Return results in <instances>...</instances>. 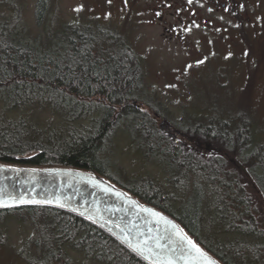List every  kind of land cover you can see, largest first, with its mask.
Returning <instances> with one entry per match:
<instances>
[{
    "label": "trees",
    "instance_id": "obj_1",
    "mask_svg": "<svg viewBox=\"0 0 264 264\" xmlns=\"http://www.w3.org/2000/svg\"><path fill=\"white\" fill-rule=\"evenodd\" d=\"M48 5L49 0L37 1L39 24ZM9 26L10 22L0 19L1 99L9 109L48 106L70 123L41 127L24 117L17 121L2 118L0 164L91 172L123 185L140 202L175 219L221 264H264V142L256 139L251 114L218 113L214 128L209 118L207 123L186 126L187 146L176 145L155 129L149 113L133 105L141 98L136 85L142 66L135 53L132 64L128 57L125 60L123 46L116 58L106 38L73 36L69 46L65 37L67 33H110L109 29L65 25L63 37L52 50L49 43L41 47L39 39L28 44L20 32L11 31L13 35L9 32L6 37ZM95 42L104 43L102 50L92 46ZM234 116L236 123L230 120ZM87 119L89 125L74 124ZM121 126L137 132L133 137L141 149L153 155L167 173L170 191L146 180L121 184L108 173L105 152ZM14 212H24L40 222L41 232L50 238L51 254L46 261H59L54 248L62 242L99 264H147L83 218L32 205L0 210V219ZM53 231L58 233L56 237ZM44 247L48 249L46 244Z\"/></svg>",
    "mask_w": 264,
    "mask_h": 264
},
{
    "label": "rangeland",
    "instance_id": "obj_2",
    "mask_svg": "<svg viewBox=\"0 0 264 264\" xmlns=\"http://www.w3.org/2000/svg\"><path fill=\"white\" fill-rule=\"evenodd\" d=\"M0 1V19L10 22L8 32L4 28L5 36L9 32L13 35L11 31L20 32L28 44L39 39L41 47H47L49 43L50 49L55 48L57 41L64 35L62 31L65 25L94 22L91 17L92 5L86 0H49L48 12L40 24L36 19L38 0ZM123 12L121 5L114 4L112 20L106 29L127 33L142 66L141 80L138 85L134 83L141 90V98L133 105L150 114L159 133L176 145L187 146L189 132L186 126L207 123L212 109L217 108L221 113L235 110L238 113L242 110L251 114L258 133L256 139L264 142V69L260 90L250 94L249 88L239 83L242 72L246 73L249 82L252 72L250 62L242 64L231 61L217 69L216 62L222 57L217 56L214 62L213 54L216 51L210 54L211 49L203 41L205 31L193 23L184 25V30L177 29L181 37L166 41L162 38L166 32L163 25H137L131 28L127 22L122 23ZM23 117L41 127H60L70 123L48 106L37 104L9 109L0 97V120L6 118L17 121ZM89 123L90 119L74 122L75 125ZM133 135H137V132L129 131L124 126L115 131L105 152L110 162L107 164L108 173L121 184L129 186L133 182L146 180L170 191L167 173L153 155L148 156L141 149V144ZM239 163L243 166L241 161ZM114 185L129 193L123 185ZM43 213L46 218L45 211ZM40 226L39 221L24 212L3 215L0 219V264H99L62 242L54 248V256L60 262L46 261L47 255L51 254L50 238L43 235ZM51 233L53 237L58 234L55 231ZM36 242H40L41 246L38 247Z\"/></svg>",
    "mask_w": 264,
    "mask_h": 264
},
{
    "label": "water",
    "instance_id": "obj_3",
    "mask_svg": "<svg viewBox=\"0 0 264 264\" xmlns=\"http://www.w3.org/2000/svg\"><path fill=\"white\" fill-rule=\"evenodd\" d=\"M32 205L56 208L91 222L147 264H207L181 235L214 264H221L175 219L101 176L74 168L0 164V210ZM142 209L159 213L170 223ZM137 246L143 251L134 250Z\"/></svg>",
    "mask_w": 264,
    "mask_h": 264
},
{
    "label": "flooded vegetation",
    "instance_id": "obj_4",
    "mask_svg": "<svg viewBox=\"0 0 264 264\" xmlns=\"http://www.w3.org/2000/svg\"><path fill=\"white\" fill-rule=\"evenodd\" d=\"M92 5V24H85L91 28L106 29L112 20L111 12L114 4H119L124 9L122 23L135 28L137 25H163L166 32L162 38L166 41L181 37L178 30H184V25L193 23L199 29L205 31L203 41H206L213 54L214 62L217 56L222 57L216 62L217 69L222 68L231 61H239L242 64L250 62L252 72L248 82V76L242 72L239 83L248 87L250 94L257 92L262 82L264 69V0H86ZM108 20L107 22H105ZM172 23H170V21ZM105 22V23H104ZM120 23V24H122ZM119 24V25H120ZM79 36L85 40L92 38H106L107 46L113 47V53L118 58L120 46L125 60L131 59L134 64L135 49L127 33H67L65 37L71 45L72 37ZM104 43H92V46L100 47ZM70 50V48H69ZM101 52V51H100ZM96 53H99L98 49ZM143 77L145 75L143 73ZM262 88V87H261ZM264 90V89H263ZM237 111V110H235ZM242 111V110H241ZM212 109L209 120L211 126H216L218 113ZM220 117V116H219ZM224 120V117H222ZM219 120V119H218ZM230 120L237 122L236 117Z\"/></svg>",
    "mask_w": 264,
    "mask_h": 264
},
{
    "label": "snow or ice",
    "instance_id": "obj_5",
    "mask_svg": "<svg viewBox=\"0 0 264 264\" xmlns=\"http://www.w3.org/2000/svg\"><path fill=\"white\" fill-rule=\"evenodd\" d=\"M61 206H63V205H61ZM142 211H148V212L151 213V215H153V216H158L161 220H164L166 223H170V222L167 221L164 217L160 216L159 213L152 212L150 209H142ZM172 227H173L174 229L176 228L175 225H172ZM122 231H123V230H122ZM180 239H181V240H186L187 243H188V245H190L191 248L195 250V252L199 255V257H202V258H204V259L207 261V264H214V262L211 261V260H209V259L207 258V256H206V254L203 253V252L201 251V249H200L195 243H193L191 240H188L186 236L181 235V236H180ZM158 246H159V245H158ZM134 250H136V251H138V252H142V251H143V249H141L139 246H137ZM169 264H170V262H169Z\"/></svg>",
    "mask_w": 264,
    "mask_h": 264
}]
</instances>
